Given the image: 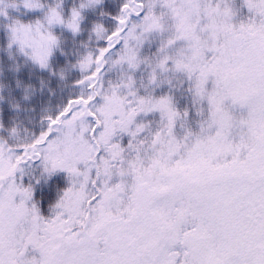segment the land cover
<instances>
[{
  "label": "snow or ice",
  "instance_id": "6c2138e0",
  "mask_svg": "<svg viewBox=\"0 0 264 264\" xmlns=\"http://www.w3.org/2000/svg\"><path fill=\"white\" fill-rule=\"evenodd\" d=\"M0 264H264V0H0Z\"/></svg>",
  "mask_w": 264,
  "mask_h": 264
},
{
  "label": "rangeland",
  "instance_id": "374dc122",
  "mask_svg": "<svg viewBox=\"0 0 264 264\" xmlns=\"http://www.w3.org/2000/svg\"><path fill=\"white\" fill-rule=\"evenodd\" d=\"M65 179L63 173H58L55 175L48 183L41 182L37 187V196L42 198L44 204L52 201L56 197V192L58 188L64 187Z\"/></svg>",
  "mask_w": 264,
  "mask_h": 264
}]
</instances>
